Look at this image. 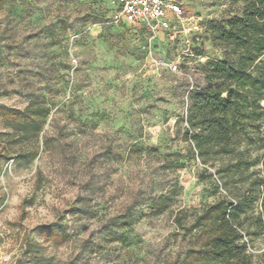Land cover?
<instances>
[{"label":"rangeland","instance_id":"rangeland-1","mask_svg":"<svg viewBox=\"0 0 264 264\" xmlns=\"http://www.w3.org/2000/svg\"><path fill=\"white\" fill-rule=\"evenodd\" d=\"M177 1L186 27H197L190 34L179 26L154 32L116 25L111 0L3 3L0 106L23 109L41 99L52 108L36 159L29 143L12 145L0 116V250L11 264H19L27 240L38 239V228L53 222L69 239L58 246L39 241L57 263L182 264L189 240L176 214L225 193L192 159L176 122L202 82L201 65L222 59L211 27L240 16L243 3ZM234 136L260 169L264 127ZM163 194L173 198L169 209L137 220ZM251 247L264 264V236Z\"/></svg>","mask_w":264,"mask_h":264},{"label":"trees","instance_id":"trees-1","mask_svg":"<svg viewBox=\"0 0 264 264\" xmlns=\"http://www.w3.org/2000/svg\"><path fill=\"white\" fill-rule=\"evenodd\" d=\"M239 1L240 16L211 27L212 43L222 59L201 65L202 82L189 91L186 112L176 122L192 159L215 179L217 193H225L201 210L181 209L176 214L175 223L189 240L182 264H263L249 249L251 241L264 236V154L256 170L255 159L234 133L264 127V0ZM4 2L0 0V10ZM51 112L41 99L23 109L0 106L12 145L29 143L31 159L39 156V137ZM172 201L164 194L151 199L137 220L165 213ZM36 236L26 241L19 264H61L44 254L39 240L56 246L66 242L69 233L64 227L49 223L38 228Z\"/></svg>","mask_w":264,"mask_h":264},{"label":"built area","instance_id":"built-area-1","mask_svg":"<svg viewBox=\"0 0 264 264\" xmlns=\"http://www.w3.org/2000/svg\"><path fill=\"white\" fill-rule=\"evenodd\" d=\"M111 6L114 9L112 22L116 25H145L154 32H172L179 26L186 34L197 28L186 27L185 23L188 20L177 0H111ZM150 55L152 57V53ZM154 61L157 65L161 64L159 61ZM73 62L77 63V60L74 59ZM169 68L174 73L179 72L178 63H171ZM249 250L253 253L251 248ZM0 264H11V257L1 250Z\"/></svg>","mask_w":264,"mask_h":264}]
</instances>
